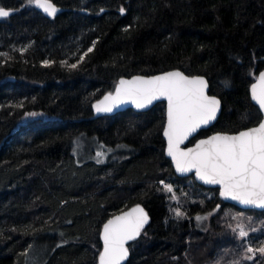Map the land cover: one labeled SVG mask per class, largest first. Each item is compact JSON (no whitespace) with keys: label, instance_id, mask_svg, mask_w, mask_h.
Returning <instances> with one entry per match:
<instances>
[{"label":"trees","instance_id":"trees-1","mask_svg":"<svg viewBox=\"0 0 264 264\" xmlns=\"http://www.w3.org/2000/svg\"><path fill=\"white\" fill-rule=\"evenodd\" d=\"M51 1L64 12L48 18L29 0H0L11 11L0 18V264H99L103 225L136 204L151 221L126 264H264L247 252L264 247V211L176 175L165 102L98 118L92 109L122 77L179 69L205 76L223 104L189 144L256 126L264 0ZM82 141L116 158L80 161Z\"/></svg>","mask_w":264,"mask_h":264},{"label":"snow or ice","instance_id":"snow-or-ice-1","mask_svg":"<svg viewBox=\"0 0 264 264\" xmlns=\"http://www.w3.org/2000/svg\"><path fill=\"white\" fill-rule=\"evenodd\" d=\"M29 2L52 17L58 11L51 0ZM123 11L121 9V12ZM10 14L9 10L0 7V18L8 17ZM94 47L95 44L84 55L91 52ZM47 63L45 61V64ZM76 66L72 64L70 67ZM259 78L261 88L258 91L257 87L253 86L252 98L259 104L261 111H264V73H261ZM206 88L207 81L202 77H189L179 71L168 72L151 79L137 76L128 81L120 80L115 95L109 93L105 97V101L111 103L105 104L104 107L97 104L96 108L97 111L110 112L114 106L130 101L139 109L146 107L155 99L166 98L168 124L164 135L168 137V155L173 158L177 171L187 172L195 169L201 180L221 185L222 196L245 205L264 207V120L257 127L241 131L238 135L218 134L201 140L195 148L186 151L180 148V144L190 134L216 117L220 101L214 96H208ZM101 155L102 153H97V156ZM164 187L168 192H173L171 185ZM180 215L178 211L177 216ZM200 219L201 217H197V220ZM147 220V213L139 207L109 220L104 225V248L99 257L100 264H122L128 256L126 243L140 235ZM238 227L239 236L246 237L247 232L242 226ZM256 251L264 254V247L247 248L248 253Z\"/></svg>","mask_w":264,"mask_h":264},{"label":"water","instance_id":"water-1","mask_svg":"<svg viewBox=\"0 0 264 264\" xmlns=\"http://www.w3.org/2000/svg\"><path fill=\"white\" fill-rule=\"evenodd\" d=\"M51 2H52V1H51ZM52 3H53V4L56 6V8L58 9V11H57V13H56L55 16H57V15L61 14L62 12H64V8H62V7L58 6V5H56L54 2H52ZM36 8H37L38 11L41 12V14H43L45 17L52 18V16H49V15H48L47 13H45L42 9H40V8H38V7H36ZM10 13H11V11H10ZM55 16H54V17H55ZM174 71L182 72L184 75L189 76V77H202L204 80L207 81V88L205 89L206 94H207L208 96H214V97H216V98L220 101L219 110H218L217 113H216V117H215V119L212 120V121H210L207 125H201L199 129H197L195 132H193L192 134H190V135L188 136V138H187L186 140H184L183 143L180 144V148H181L182 150H185V151H186V150L189 149V148H195L196 145H197L201 140H206V139H208V138H210V137H212V136H214V135H218V134H219V135H229V136H232V135H238L241 131H247L248 129L252 128V127H250V128H246V129H243V130H241V131H239V132H236V133L215 132V133H212V134H210V135H208V136H206V137H200V138H198L193 144H189V142H190L192 139L196 138V137L199 135V133H200L201 131H203V130H208V129H210L214 124H216V122H217L218 119L220 118V115H221L222 110H223V104H222L221 99H220L219 97H217V96H215V95H213V94L210 93V84H209L208 79H207L205 76H203V75H188V74H186L185 72H183L182 70L175 69V70H170V71H167V72H164V73H158V74H154V75H133V76H131V77H122L120 80H126V81H128V80H132L133 78H135V77H137V76L143 77L144 79H151V78L154 77V76H160V75H163V74H165V73H168V72H174ZM261 73H264V70H262V71L259 73V75H258L256 81L251 85V87H250V95H251V100H252L253 104H254L256 107L259 108V110H260V112H261V114H262V120H264V111H261L259 104H258V103L252 98V88H253V86L255 85V86L257 87V90H258V91H259L260 88H261V81H260V78H259ZM120 80H119V81H120ZM119 81H118V83H117V85H116L114 91H113V92H109V93H112L113 96L115 95L116 89H117V87L119 86ZM109 93H106L104 96H102L100 99H98L97 101H95V102L93 103V105H92V109H93V113H94V117H95V118L103 117V116H113V115H116V114H118V113H120V112H124V111H126V110H128V109H132V110H134V111H136V112H147V111H149L150 109H152L156 104L161 103V102H165V103H166V123H165V127H164V130H163V137H164L165 142H166L165 154H166V157L171 161L172 166H173V169H174L176 175L179 176V177H181V178H186V177H191V176H193V178L196 180V182H197L199 185L204 186V187H206V188H210V189H218V190H219V197H220V199H221L223 202L227 203V204L234 205V206H236V207H238V208H240V209H242V210H256V211H260V212L264 211V207H258V206H254V205H245V204H242V203H240V202H238V201H236V200H233V199H231V198H226V197L222 196V195H221V192L223 191L222 186L219 185V184H210V183H206L204 180H201V179L199 178V176H197V174H196V170H195V169H192L191 171H187V172H179V171H177V169H176V164H175L173 158H172L171 156L168 155V137H166V136L164 135V133H165V131H166V129H167V124H168V101H167L166 98L161 97V98L155 99V100H153L150 104H148L146 107H144V108H139V109L136 108V106H135L132 102L128 101V102H125V103L119 104V105H117V106H114V107L112 108V111H110V112H108V111H97V108H96V105H97V104H100L101 107H104L105 104L111 103V101H105V97L108 96ZM262 120H261V121H262ZM261 121H260V122H261ZM260 122H259V123H260ZM258 125H259V124H257L256 126H253V127H257ZM137 207L142 208V209L144 210V212L147 213V217H148L147 223L144 224L143 228L141 229L140 235L137 236L134 240L138 239V238L141 236V233H142V232L148 227V225H149V223H150V221H151L150 215L148 214L147 210L145 209V207H144L142 204H136V205H133L132 207H130V208H128V209H126V210H124V211H122V212H120V213H117V214L113 215L112 217H110V218L105 222V224H106L109 220L114 219V218L117 217V216H122V215H124L125 213H130V212H132L133 209H136ZM105 224H104V225H105ZM104 225H103V228H102V230H101V240H102L103 248H104V241H103ZM134 240H130V241H128V242L126 243L125 247L128 248V256H127V258H126L124 261H122V264H126L127 261L129 260V258H130L129 244L132 243ZM103 248H102L101 253L103 252ZM99 257H100V256H99ZM99 264H100V259H99Z\"/></svg>","mask_w":264,"mask_h":264},{"label":"rangeland","instance_id":"rangeland-1","mask_svg":"<svg viewBox=\"0 0 264 264\" xmlns=\"http://www.w3.org/2000/svg\"><path fill=\"white\" fill-rule=\"evenodd\" d=\"M78 152L82 155V158L78 157L80 161L93 160L96 162L99 161V163H105L110 160L111 157L116 158L113 156L115 153L114 149L103 147L102 144H99L96 141H82L79 145ZM97 153H102V155L97 156Z\"/></svg>","mask_w":264,"mask_h":264}]
</instances>
